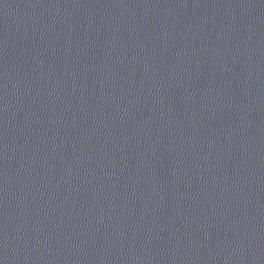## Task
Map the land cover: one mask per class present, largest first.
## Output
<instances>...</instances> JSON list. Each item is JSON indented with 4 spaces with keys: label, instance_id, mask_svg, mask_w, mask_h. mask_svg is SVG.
I'll use <instances>...</instances> for the list:
<instances>
[{
    "label": "water",
    "instance_id": "95a60500",
    "mask_svg": "<svg viewBox=\"0 0 264 264\" xmlns=\"http://www.w3.org/2000/svg\"><path fill=\"white\" fill-rule=\"evenodd\" d=\"M0 264H264V0H0Z\"/></svg>",
    "mask_w": 264,
    "mask_h": 264
}]
</instances>
